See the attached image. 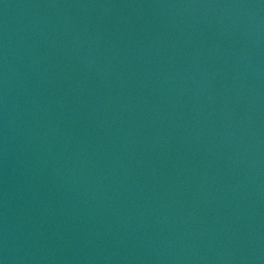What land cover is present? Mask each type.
I'll use <instances>...</instances> for the list:
<instances>
[{
  "label": "water",
  "instance_id": "obj_1",
  "mask_svg": "<svg viewBox=\"0 0 264 264\" xmlns=\"http://www.w3.org/2000/svg\"><path fill=\"white\" fill-rule=\"evenodd\" d=\"M0 264H264V0H0Z\"/></svg>",
  "mask_w": 264,
  "mask_h": 264
}]
</instances>
